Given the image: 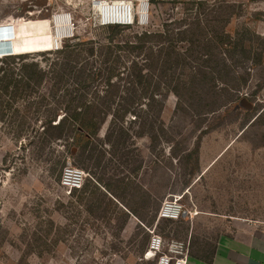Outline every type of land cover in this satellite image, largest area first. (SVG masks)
<instances>
[{
  "label": "rangeland",
  "instance_id": "rangeland-1",
  "mask_svg": "<svg viewBox=\"0 0 264 264\" xmlns=\"http://www.w3.org/2000/svg\"><path fill=\"white\" fill-rule=\"evenodd\" d=\"M92 1L0 0V26L9 25L0 39L15 46L0 55V264H157L145 257L150 231L168 245L185 242L191 264L211 260L237 222L264 238V0H151L147 26L119 31L95 24ZM60 10L72 14L74 36L51 51ZM146 32L155 35L141 54L115 48ZM75 44L72 58L59 54ZM108 45L120 58L117 74L135 61L164 95L144 109L150 125L127 115L120 133L109 117L75 155L69 140L43 135L45 119L104 91L102 77L89 89L77 81L83 71L106 74ZM33 62L43 77L27 87L22 66ZM8 71L20 83L5 90ZM126 76L108 95L115 108L131 97ZM150 91L137 98L149 104ZM68 165L84 172L82 189L66 185ZM174 197L199 215L159 220Z\"/></svg>",
  "mask_w": 264,
  "mask_h": 264
},
{
  "label": "trees",
  "instance_id": "trees-1",
  "mask_svg": "<svg viewBox=\"0 0 264 264\" xmlns=\"http://www.w3.org/2000/svg\"><path fill=\"white\" fill-rule=\"evenodd\" d=\"M109 28H113V31H119L123 29V27L119 26ZM154 35V33L146 32L135 37L137 41L136 44L130 45L129 43H125V46L116 45L115 48L125 52L131 51L139 52L141 54V52H143V50L146 48L145 43L148 42V39L154 37ZM81 46L82 44L67 45L62 51L59 52V54L69 53L70 56H68L70 59L75 53L80 52L79 47ZM111 46L113 45L103 47L104 50H107V62H104V65H106V70H108L106 74L104 75L100 72V70L99 72L92 73V76L91 74L88 75L85 71H83V75L80 76V79L77 81L78 87L89 89L92 83L94 84L98 82L100 80L98 78L102 77L101 79H103L102 81L104 82L105 86L104 91H98L97 97L93 101L89 100L85 95L74 98L66 102V110L68 111L64 116L58 118L56 114H53L45 119L48 128L44 129L43 135L51 140L54 139L57 142H67V140L71 141H68L65 148L72 154L76 155L79 153V151L85 149L92 142V139L99 135L101 128L109 117L113 118V121H115L116 126H118L120 133H125L126 127L122 122V119L127 115H134L136 120L141 119V125L143 126L150 125L149 121L144 117V114H147L144 109L151 112L154 111V104L158 103V97H163L164 95L165 89H162L159 83H153L152 80L148 79L149 76L144 74V70L146 68H141L139 63L133 61L130 67H125L124 69L128 73L127 76L124 75V77L126 76L127 80H129L127 82V87H124V91H127L129 94H131V97L127 99H121L122 101L118 107H113L115 101L111 97H108V95L111 93V91L121 92V85L119 86L115 83V78L122 81L125 79H122L124 77L117 74V68L120 65L117 66L116 64L119 63L120 58L115 57L113 48ZM93 52L94 51H92V53ZM63 67L74 69L75 65L71 63H65ZM22 69V79L20 82L25 83L27 87H29L36 78L41 79L43 77V75L41 76L39 74V71L42 73L39 63L33 62L31 64H23ZM16 76L17 75L15 72L11 71H8L5 74L4 80L1 82H7L4 85L5 90H8L11 86H16L17 83H20ZM152 88L153 92L150 93L151 98L149 99V104H144L143 98H137V94H149V92H151L150 89ZM168 88V90L171 92V87ZM14 94L15 95L13 96L17 95L16 92ZM176 94H178V92ZM161 109H163V106L158 110ZM88 187L89 186L84 189V193L87 192ZM96 189L100 190L99 187H96Z\"/></svg>",
  "mask_w": 264,
  "mask_h": 264
},
{
  "label": "built area",
  "instance_id": "built-area-1",
  "mask_svg": "<svg viewBox=\"0 0 264 264\" xmlns=\"http://www.w3.org/2000/svg\"><path fill=\"white\" fill-rule=\"evenodd\" d=\"M150 3L151 0H93L94 21L101 28L109 27H144L150 22ZM147 5V12L144 13L146 20L143 19L144 6ZM57 19L56 31L59 29L66 31L70 28V34L64 39L74 36L72 29V14L65 10L58 11L54 16ZM68 31V32H69ZM63 39V40H64ZM63 40L55 50L59 51L63 48ZM63 179L66 185L71 189H82L84 185V172L68 165L64 169ZM181 197H174L171 200L163 202L159 213V220L179 221L187 216L191 219L197 215L193 208L190 209L181 203ZM152 234L148 252L145 257L157 258V264H189V249L185 242L173 241L168 245L163 237L150 231ZM153 254V256H150Z\"/></svg>",
  "mask_w": 264,
  "mask_h": 264
},
{
  "label": "crops",
  "instance_id": "crops-1",
  "mask_svg": "<svg viewBox=\"0 0 264 264\" xmlns=\"http://www.w3.org/2000/svg\"><path fill=\"white\" fill-rule=\"evenodd\" d=\"M1 27L0 33L3 32L2 30H9V25ZM198 215L192 219L187 216V219L193 220ZM236 224L235 233L222 235L218 238L211 260L201 257L191 258V264H264V238L251 229L254 226L246 224L243 226L240 222Z\"/></svg>",
  "mask_w": 264,
  "mask_h": 264
},
{
  "label": "bare ground",
  "instance_id": "bare-ground-1",
  "mask_svg": "<svg viewBox=\"0 0 264 264\" xmlns=\"http://www.w3.org/2000/svg\"><path fill=\"white\" fill-rule=\"evenodd\" d=\"M146 12H147V5L144 6V11H143V15H142L144 20H146V17L144 16V13H146ZM51 22H52V36L50 39V47H51V50H55L56 44L59 45L62 42V40L65 37H67L71 32L69 31L70 28L67 29L66 31H62L60 29L58 31H56V28L55 27L53 28V26H55L57 24V22H58L57 19L52 18ZM14 51H15V46L13 44L12 39H9V40H1L0 39V55L1 56L5 55V54H11ZM12 56H14V55H12ZM150 256H153V254H151Z\"/></svg>",
  "mask_w": 264,
  "mask_h": 264
}]
</instances>
